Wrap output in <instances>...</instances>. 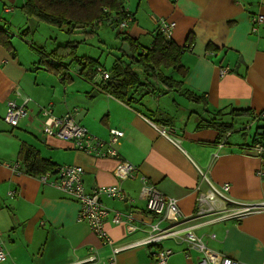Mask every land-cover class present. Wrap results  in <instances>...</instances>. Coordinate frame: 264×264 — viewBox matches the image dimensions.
Here are the masks:
<instances>
[{"label":"crops","instance_id":"1","mask_svg":"<svg viewBox=\"0 0 264 264\" xmlns=\"http://www.w3.org/2000/svg\"><path fill=\"white\" fill-rule=\"evenodd\" d=\"M20 3L0 0V14L14 15ZM125 10L133 18L125 32L138 46H151L161 20L175 23L169 34L161 33L182 49L183 71L161 68L155 72L180 81L178 88H167L153 77L147 89L135 88V93L118 99L104 91L108 80L102 77L93 82L82 79L84 84L74 81L69 73L78 72L75 63L65 80L52 71L39 70L40 50L28 47L21 55L19 48L12 54L0 46V244L7 252L0 264H104L111 257L115 264H155L153 257L162 249L172 252L166 264H197L201 254L184 240L142 243L149 235V224L158 223L140 197L142 176L161 194L177 200L184 221L179 228H189L208 249L244 264H264V150L258 153L254 147L260 142L264 148V132L261 140L251 137L252 127L264 131V118H253L264 111V25L252 31L250 21L253 15H264V0H140L135 12ZM8 22L10 30L17 32L21 23ZM33 43L45 54L56 44L49 37ZM142 47L137 49L141 53ZM77 56L92 57L78 49ZM123 57L127 63L128 57ZM116 58L109 55L112 66ZM135 70L145 82L141 68ZM26 97L30 99L26 116L18 126H10L3 120L7 101L21 103ZM41 107L53 116L77 108L76 115H70L93 138L106 140L110 130H121L123 137L115 146L118 157H93L67 140L45 136L38 115ZM231 110L243 111L244 116L234 117L241 125L219 141L218 130L197 127L214 112ZM161 122L176 144L161 135ZM235 132L241 137L234 136ZM26 144L55 166H81L85 192L118 185L131 199L123 203L100 197L108 209L102 227L112 247L121 248L116 255L85 222L77 221L76 200L25 172L19 152ZM120 161L135 167V178H116ZM209 184H227L229 199L208 201L219 213L199 218L196 197ZM253 206L263 209L247 211ZM116 211L121 214L119 223L112 221ZM174 223L164 220L158 225L170 228ZM91 253L94 262L78 263Z\"/></svg>","mask_w":264,"mask_h":264},{"label":"trees","instance_id":"2","mask_svg":"<svg viewBox=\"0 0 264 264\" xmlns=\"http://www.w3.org/2000/svg\"><path fill=\"white\" fill-rule=\"evenodd\" d=\"M125 3L126 0H21L14 15L0 14V46L14 54L16 48L12 45L11 41L14 35L25 36L26 34H32L33 37L35 35L34 39L31 37V40L27 42L31 50H40V52H37L38 61L36 62L39 70L45 69L46 71H52V73L54 72L62 76L63 79L68 80L70 77L68 74L69 67L75 63L76 67H79L78 72L76 71L79 77L87 82H93L97 74L96 67L99 63L98 59L94 60L92 57L77 56V46L74 47L75 41H70L64 36L62 38L54 32H50L51 35L47 37L54 38L56 44L51 52L45 54L37 44L33 43L36 40V32L43 25L49 28L65 30L68 35L80 29L81 35H86L92 39L96 33L94 30L95 26H103L106 22L110 21V25L116 27L121 22L120 20L126 17L123 13ZM76 10L81 12L76 14ZM128 14L130 13L128 12ZM11 19L21 23L19 24L20 28L17 32L13 29L11 31L10 27L5 23L6 21L9 24L8 20ZM117 35L120 36V40H125L123 43L128 44L130 58L127 63H123L121 60L124 54L120 58L115 59V65L107 72L109 73V79L103 85L104 91L107 94L118 99L127 98V95L134 92L135 88L142 87L147 89L150 85L148 83L151 82L150 78L153 77H157L160 83L167 88L179 87L181 84L180 81L174 80L171 76L155 72V70L161 68H172L180 73L183 71L180 57L182 49L178 45L166 39L161 32L156 33L150 47L138 46L137 40L125 31L123 33H117ZM25 38L29 39V36ZM141 47L144 48L142 53L137 50L138 48L141 49ZM67 60L68 62H65ZM53 62L55 64H51ZM136 66L143 71L145 82H142L141 74L136 72ZM189 95L193 99L199 100L195 95L190 93ZM208 112L210 113L209 110ZM247 113L250 114L249 112ZM242 116H244L243 111L231 110L227 113L216 111L209 117V120L200 121L197 127L218 130L219 137L217 140L219 141L228 131L240 125L235 122L234 117ZM223 119L226 120L223 121ZM161 124L162 126L165 125L164 122H161ZM262 138L263 134H260V136H257V134L254 135V141L256 139L261 140ZM257 143L260 144V142ZM19 153V159L22 163L21 166H23L26 173L38 175V177L45 173H51L50 176H54L53 173L56 168L54 163L40 157L34 147L26 144L21 148ZM153 260L155 264H158L154 257ZM198 261H196L197 264Z\"/></svg>","mask_w":264,"mask_h":264},{"label":"built area","instance_id":"3","mask_svg":"<svg viewBox=\"0 0 264 264\" xmlns=\"http://www.w3.org/2000/svg\"><path fill=\"white\" fill-rule=\"evenodd\" d=\"M123 13L126 17L120 20L121 22L118 24L121 28H125L132 19L127 10H124ZM250 21L252 25L251 29L252 31H255L256 27L264 25V15H253ZM174 25V22L167 23L165 20H161L159 22V30L160 32L169 34V31H171ZM96 71L101 74L103 81L109 79V73L103 71L102 68H98ZM224 73V70H220V74ZM29 100L30 99L27 97L23 98L21 103H17L15 100H8L5 113L3 114V120L12 127L18 126L19 121L27 114ZM38 115L40 118L41 132L45 136L51 135L55 138L67 140L76 150L83 151L93 157H118L115 146L119 143V139L123 137V132L121 130H110L108 138L103 140L96 137L93 138L86 128L77 123L70 114H66V116H68L67 118H56L51 114V111L48 108L42 107L39 110ZM261 118H264V111L254 117L255 120ZM159 132L161 135H164L176 144V141L169 135L168 130L164 126L159 128ZM220 147H222V144ZM254 147L258 153H261L264 150L263 146L257 142L254 143ZM54 171V180L48 181L47 177L50 176L51 173L42 174L39 176V180L43 183L49 182L52 187L76 200L79 205L78 213L76 214L77 221L85 222L88 225V228L97 235V239L102 245H109L112 247V240L106 235L104 228L102 227L108 209L102 202H100V197L101 195H106L109 198H116L123 203L127 201L129 202L131 199L126 196L122 188H119L120 186L118 185L96 187V189L93 188L90 193L85 192L83 189V168L81 166L56 165ZM134 171V166L128 162L120 161L115 169L114 175L119 180L135 178ZM141 180L142 186H140V197L146 202V211L151 216L158 218V223L154 222L149 224L150 232L147 238L142 242L143 244L158 243L169 238L174 240L180 239L184 240L190 249H194L201 254L198 264H244L231 257H227L208 249L201 237L195 236L189 228H179L184 221L180 219L181 214L177 205V200L161 194L155 187L147 182L144 176L141 177ZM228 191L229 186L227 184L220 187H215L209 184L208 189L204 192L201 191L198 197H196V215L199 216V218L205 215H217L219 211L214 210V207L207 202H212L214 200L218 201L220 199L228 201L226 200L229 199L226 197ZM262 207L263 206H253L246 209L247 211H253ZM235 213L236 212H232V214ZM129 217L130 215L126 216L127 219ZM121 220V214L116 211L112 221L114 223H119ZM164 220L174 221V226L170 228H160L158 224ZM213 220H219V218ZM120 250L121 248L112 247L111 252L113 255H116ZM171 253L172 252L169 249H162L155 253L154 258L157 260L158 264H166L165 262ZM6 256L7 252L5 251L4 246L0 244V262L5 261ZM94 261L95 256L91 253V256L78 263H92ZM104 264H115L114 258L111 257V259Z\"/></svg>","mask_w":264,"mask_h":264},{"label":"rangeland","instance_id":"4","mask_svg":"<svg viewBox=\"0 0 264 264\" xmlns=\"http://www.w3.org/2000/svg\"><path fill=\"white\" fill-rule=\"evenodd\" d=\"M138 1L139 0H126L124 10L126 8L127 9L130 8L131 12H135L137 10V7H138ZM80 12L81 11H79V10L75 11L76 14H79ZM140 14H141V12L139 13L138 17L140 16ZM95 31H96V33L94 34L95 35L94 40L88 41L90 39V37H88L86 35L85 36L81 35L80 29L77 30L76 32H74L73 34L69 33V35H68L66 33L67 31H65V30L54 29L51 27L49 28V27L43 25L41 27V29L38 32H36V39H37V41L38 40L39 41L46 40L47 36L51 35L50 32H54V33L60 35L61 37L64 36L65 38H70L72 41H75V44L77 43L76 45H77V49H78L79 53H81L82 55H91L93 58H95L94 60L98 59L99 63L96 67V70L98 68H102L103 70L108 72L110 70V67L112 66V62H111L112 60L109 59V55L120 58L123 54V49L125 46V44H123V42L125 40H120L119 39L120 36H118L117 33H123L125 31V29L121 28L119 25H116V27L114 26L112 28L110 25L108 26L107 24H105L102 28H99ZM28 36H29V39L25 38ZM31 37H33L32 34L31 35L26 34L25 36L14 35L13 38L11 39L12 45L15 48H19L21 55L26 54V51H27L26 49H28V42L27 41H30ZM33 38H35V35ZM101 51H103V52H101ZM123 58L127 59V55H124ZM96 73L97 74L93 80L98 81L101 78V74L98 72H96ZM69 74H70L71 78L74 79V81L78 82V84L79 83L84 84V81L82 80V78L80 79L79 76H77L79 74L76 71H73ZM77 112H78L77 108H72L71 110L67 111V113L75 114V115ZM55 117L63 119V118H67L68 116H66V112H65V113L60 114V115L55 114ZM225 120L226 119H223V121H225ZM261 120H263V119H261ZM258 128L255 129L254 127H252V130H251V131H253L252 136H251L252 138L254 137L253 135L257 134V132H259V130H261L262 127L259 129ZM237 133H239V132H235L234 136H240V134H237ZM47 137L53 138V136H51V135H47ZM252 138H251V140H252ZM251 140H249V141H251ZM59 165H61V164H59Z\"/></svg>","mask_w":264,"mask_h":264},{"label":"water","instance_id":"5","mask_svg":"<svg viewBox=\"0 0 264 264\" xmlns=\"http://www.w3.org/2000/svg\"><path fill=\"white\" fill-rule=\"evenodd\" d=\"M106 24L109 26V25H110V21L106 22ZM110 26H111L112 28L114 27V25H110ZM99 28H102V26H99V27L95 26V27H94V30L99 29ZM123 44H125L124 49H123V53H124V55H127L128 59H129V58H130V56H129L130 48H129V46H128L127 43H123ZM74 46H76V45L74 44ZM77 68H78V67H77ZM95 95H96L95 93H94V94H91V96H95ZM263 132H264V131L259 130V132H257V136H260V134L262 135Z\"/></svg>","mask_w":264,"mask_h":264}]
</instances>
